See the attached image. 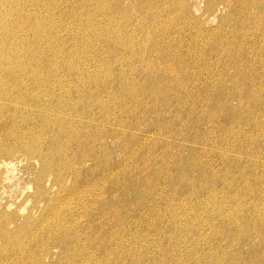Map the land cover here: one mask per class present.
I'll return each mask as SVG.
<instances>
[{
	"label": "rangeland",
	"instance_id": "obj_1",
	"mask_svg": "<svg viewBox=\"0 0 264 264\" xmlns=\"http://www.w3.org/2000/svg\"><path fill=\"white\" fill-rule=\"evenodd\" d=\"M0 8V264H264V0Z\"/></svg>",
	"mask_w": 264,
	"mask_h": 264
},
{
	"label": "bare ground",
	"instance_id": "obj_2",
	"mask_svg": "<svg viewBox=\"0 0 264 264\" xmlns=\"http://www.w3.org/2000/svg\"><path fill=\"white\" fill-rule=\"evenodd\" d=\"M83 2H84V1H83ZM103 4H104V3H103ZM2 6H3V5H1V7H2ZM102 6H103V5H102ZM8 8H9V7H8ZM103 8H104V6H103ZM108 8H109V7H108ZM108 8H107V9H108ZM0 9H1V8H0ZM3 9H4V8H3ZM107 9L105 8V9H103V10H107ZM0 11H1V10H0ZM11 11H12V10H11ZM11 11H10V12H11ZM16 11H17V10H16ZM16 11H15V12H16ZM21 11H22V10H21ZM1 12H2V11H1ZM1 12H0V13H1ZM3 12H4V11H3ZM3 12H2V13H3ZM19 12H20V11H19ZM12 13H13V11H12ZM20 13H21V12H20ZM5 15H6V14H5ZM116 15H117V13H116ZM14 16H15V15H14ZM92 16H93V15H92ZM1 17H2V16H1ZM4 18H5V17H4ZM4 18H3V19H4ZM13 18H14V17H13ZM6 20H7V19H6ZM9 20H10V19H9ZM14 20H15V19H14ZM14 20H13V21H14ZM3 23H4V22H3ZM8 23H9V22H8ZM14 23H16V22H14ZM26 23H27V22H26ZM18 24H19V23H18ZM32 25H33V24H32ZM11 26H12V25H11ZM28 26H29V25H28ZM1 27H2V26H1ZM1 27H0V28H1ZM17 27H18V26H17ZM12 28H13V27H12ZM13 29H14V28H13ZM20 29H21V27H20ZM20 29H18V30H20ZM5 30H7V29H5ZM10 30H12L11 27H10ZM18 30H17V31H18ZM11 32H12V31H11ZM4 33H5V32H4ZM14 33H15V32H14ZM0 34H1V33H0ZM18 34H19V33H18ZM9 35H10V34H9ZM20 35H21V34H20ZM7 37H8V36H7ZM7 37H6V38H7ZM9 37H10V36H9ZM9 37H8V39H9ZM4 38H5V37H3V39H4ZM13 38H14V36H13ZM15 38H16V37H15ZM22 38H23V37H22ZM1 39H2V38H1ZM4 40H5V39H4ZM4 40H3V41H4ZM6 40H7V39H6ZM13 40H14V39H13ZM15 40H16V39H15ZM22 40H23V39H22ZM3 41H2V42H3ZM4 43H6V42L4 41ZM4 45H5V44H4ZM10 45H11V44H10ZM12 45H13V44H12ZM14 45H15V44H14ZM19 46H20V45H19ZM24 46H25V45H24ZM24 46H23V47H24ZM12 47H13V46H11V48H12ZM17 47H18V46H17ZM25 47H26V46H25ZM27 47H28V46H27ZM11 48H10V49H11ZM0 49H1V48H0ZM3 49H4V48H3ZM3 49H2V50H3ZM6 49H7V48H6ZM17 49H18V48H17ZM22 49H23V48H22ZM15 50H16V47H15ZM15 50H14V51H15ZM4 51H5V50H4ZM5 52H6V51H5ZM7 52H8V51H7ZM7 52H6V53H7ZM20 52H21V51H20ZM12 53H13V52H11V54H12ZM17 53H18V52H17ZM18 54H19V53H18ZM3 56H4V55H3ZM6 56H7V55H6ZM19 56H20V55H19ZM33 56H35V55H33ZM9 57H10V56H9ZM38 58H39V57H38ZM38 58L36 57V59H38ZM6 59H7V58H6ZM33 59H34V58H33ZM15 60H16V59H15ZM17 60H18V59H17ZM41 60H43V59H41ZM166 60H167V59H166ZM1 61H2V60H1ZM6 61L9 62V59L6 60ZM6 61H5V62H6ZM20 61H21V59H20ZM37 61H39V60H37ZM12 62H13V61H12ZM12 62H11V63H12ZM167 62H168V61H167ZM9 64H10V62H9ZM167 64H168V63H167ZM7 65H8V64H7ZM12 66H13V65H12ZM21 66H22V65H21ZM2 67H3V66H2ZM4 67H6V65H5ZM10 68H11V67H10ZM3 69H4V68H3ZM4 71H5V70H4ZM9 71H10V70H8V72H9ZM23 71H24V70H23ZM5 72H6V71H5ZM8 72H7V73H8ZM14 72H15V71H14ZM16 72H17V71H16ZM12 73H13V71H12ZM4 75H5V73H4ZM6 75H7V74H6ZM6 75H5V76H6ZM1 78H2V77H1ZM2 79H3V78H2ZM3 80H4V79H3ZM4 82H5V81H4ZM59 85H60V84H59ZM0 86H1V85H0ZM1 87H2V86H1ZM6 87H7V85H6ZM19 87H20V86H19ZM2 88H3V87H2ZM4 88H5V87H4ZM4 88H3V89H4ZM16 88H18V87H16ZM61 88H62V87H61ZM256 88H257V87H256ZM13 89H15V88H13ZM20 89H21V88H20ZM22 89H23V88H22ZM22 89H21V92H22ZM63 89H65V88H63ZM4 90H5V89H4ZM61 90H62V89H60V91H61ZM259 90H260V89H259ZM18 91H19V89H18ZM239 91H240V90H239ZM262 91H263V90H262ZM262 91H261L260 93H262ZM5 92H6V91H5ZM61 92H63V91H61ZM241 92H242V91H241ZM262 94H263V93H262ZM64 95H65V94H64ZM69 96H70V95H69ZM71 97H72V96H71ZM95 97H96V96H95ZM66 99H67V98H66ZM68 99H69V98H68ZM68 99H67V100H68ZM93 99H94V98H93ZM250 99H251V98H250ZM252 99H253V98H252ZM258 99H259V97H258ZM69 100H70V99H69ZM247 100H248V99H247ZM218 102H219V101H218ZM224 102H225V101H224ZM247 102H248V101H247ZM249 102H251V101H249ZM249 102H248V103H249ZM253 102H254V100H253ZM250 105H252V104H250ZM245 108H246V107H245ZM56 112H57V111H56ZM60 113H62V112H60ZM62 115H63V114H62ZM69 116H70V115H69ZM59 117H60V116H59ZM61 117H62V116H61ZM65 118H66V117H65ZM72 118H73V117H72ZM63 120H64V119H63ZM50 121H51V120H50ZM57 121H58V120H57ZM50 123H51V122H50ZM50 123H49V124H50ZM54 123H55V122H54ZM62 123H63V121H62ZM67 123H68V122H67ZM52 124H53V123H52ZM47 125H48V124H47ZM66 125H67V124H66ZM72 125H73V124H72ZM72 125H70V126H72ZM77 126H78V125H77ZM48 127L50 128L49 125H48ZM68 128H69V127H68ZM42 129H43V128H42ZM43 130H45V129H43ZM73 130H74V129H73ZM45 131H46V130H45ZM64 131H65V130H64ZM2 134H3V132H2ZM39 134H40V133H39ZM5 135H6V134H5ZM12 135H13V133H12ZM15 135H16V133H15ZM30 135H31V134H30ZM70 135H71V134H70ZM8 136H9V134H8ZM13 136H14V135H13ZM13 136H12V137H13ZM25 136H26V135H25ZM22 137H23V136H22ZM31 137L33 138V136H31ZM40 137H41V135H40ZM69 137H71V136H69ZM7 138H8V137H7ZM20 138H21V137H20ZM23 138H24V137H23ZM34 138H36V136H35ZM34 138H33L32 140L35 141ZM43 138H44V137H43ZM71 138H72V137H71ZM78 138H79V137H78ZM91 138H92V137H91ZM18 139H19V138H18ZM36 139H37V138H36ZM41 139H42V137H41ZM84 139H85V138H84ZM26 140H27V139H26ZM67 140H68V139H67ZM70 140H72V139H70ZM70 140H69V141H70ZM15 141H18V140H15ZM24 141H25V140H24ZM77 141H78V140H77ZM82 141H84V140H82ZM30 142H31V141H30ZM42 142L44 143V141H42ZM45 142H46V140H45ZM88 142H89V141H88ZM16 143H18V142H16ZM26 143H27V142H26ZM26 143H24V144L26 145ZM32 143H33V142H32ZM37 143H38V142H37ZM40 143H41V142H40ZM80 143H81V142H80ZM28 145H29V144H27V148L29 147ZM35 145L39 147V145H37V144H35ZM43 145H44V144H43ZM41 146H42V145H41ZM67 146H68V145H67ZM84 146H85V145H84ZM87 146H88V144H87ZM30 147H32V146H30ZM45 147H46V144H45ZM47 147H48V146H47ZM17 148H18V146H17ZM42 148H43V146H42ZM95 148H96V147H95ZM95 148H94V150H95ZM7 149H11V148H7ZM20 149H21V148H20ZM25 149H26V148H25ZM34 149H35V148H34ZM34 149H33V150H34ZM49 149H50V148H49ZM38 150H39V149H38ZM16 151H17V150H16ZM27 151H28V149H27ZM27 151H26V152H27ZM29 151H30V150H29ZM29 151H28V152H29ZM35 151H36V149H35ZM18 152H19V151H18ZM26 152H24V153H26ZM41 152H42V151H41ZM50 152H51V151H50ZM68 152H69V151H68ZM12 153H13V152H12ZM12 153H11V154H12ZM14 153H15V152H14ZM21 153H22V152H21ZM31 153H32V151L30 152V154H31ZM66 153H67V152H66ZM204 153H205V152H204ZM16 154H17V153H15L14 156H15ZM28 154H29V153H28ZM49 154H50V153H49ZM20 155H21V154H20ZM23 155H24V154H23ZM26 155H27V154H26ZM16 156H17V155H16ZM29 156H30V155H29ZM31 156H34L36 159L38 158L40 161H44V158H45L44 153H43V154H41V153H37V151H36V153L31 154ZM7 157H8V156H7ZM66 157H67V156H66ZM2 158H3V156H2ZM11 158H12V157H11ZM13 158H14V157H13ZM22 158H23V157H22ZM25 158L27 159L26 156H25ZM26 159H25V162H26ZM64 159H65V158H64ZM18 160H19V159H18ZM34 160H35V159H34ZM69 160H70V159H69ZM94 160H95V159H94ZM32 161H33V158H32ZM35 161H36V160H35ZM37 161H38V160H37ZM55 161H56V160H55ZM58 161H60V160L58 159ZM67 161H68V160H67ZM4 162H5V161H4ZM10 162H11V161H10ZM22 163L24 164V162H22ZM55 163H56V162H55ZM55 163H54V164H55ZM38 164H39V163H38ZM46 164H47V163H46ZM46 164H45V165H46ZM0 165H2V164H0ZM5 165H6V162H5ZM42 165H43V164H42ZM59 165H60V164H59ZM64 165H66V163H65ZM64 165H63V166H64ZM43 166H44V165H43ZM50 166H51V164H50ZM57 166H58V165H57ZM60 166H61V165H60ZM2 167H3V166H2ZM44 167H45V166H44ZM46 167H47V166H46ZM46 167H45V168H46ZM211 167H212V166H211ZM45 168H44V169H45ZM51 168H52V167H51ZM54 168H56V167H54ZM59 168H60V167H59ZM59 168H58V169H59ZM64 168H66V166H64ZM36 170H37V169H36ZM48 170H49V169H48ZM55 170H56V169H55ZM61 170H62V169H61ZM41 171H42V170H41ZM67 171H68V170H67ZM43 172H44V171H43ZM55 172H56V171H55ZM51 173H52V172H51ZM58 173H59V172H58ZM62 173H63V172H62ZM66 173H67V172H66ZM41 174H42V173H41ZM45 175H46V174H45ZM56 175H57V174H56ZM56 175H55V176H56ZM213 175H214V174H213ZM60 176H62V175H60ZM37 177H39V175H38ZM39 179H42L41 176L39 177ZM44 179H46V178L44 177ZM57 179H58V178H57ZM55 180H56V179H55ZM36 182H37V180H36ZM39 182H40V181H39ZM32 183H33V182H32ZM40 183H41V182H40ZM43 183H44V182H43ZM152 183H153V181H152ZM202 183H203V182H202ZM59 184H61V183H59ZM149 184H150V183H149ZM41 186H42V185H41ZM129 187H130V186H129ZM36 188H37V187H36ZM251 188H252V187H251ZM40 189H41V188H40ZM63 190H64V189H63ZM207 190H208V189H207ZM255 190H256V189H255ZM64 191H65V190H64ZM64 191H63V192H64ZM208 191H209V190H208ZM63 192H62V193H63ZM73 192H74V191H73ZM62 193H61V194H62ZM259 193H260V192H259ZM57 194H59V193H57ZM61 194H60V196H61ZM66 194H67V193H66ZM58 198H59V197H58ZM195 198H196V197H195ZM37 199H38V198H37ZM60 199H61V197H60ZM183 199H184V198H183ZM191 199H192V198H191ZM241 199H242V198H241ZM240 201H241V200H240ZM135 202H136V201H135ZM176 202H177V201H176ZM200 202H201V201H200ZM34 203H35V202H34ZM152 203H153V202H152ZM152 203H151V204H152ZM198 203H199V202H198ZM134 204H135V203H134ZM84 205H85V204H84ZM179 205H180V204H179ZM62 206H63V205H62ZM169 206H170V205H169ZM173 206H175V205H173ZM185 206H187V205H185ZM201 206H202V205H201ZM83 207H84V206H83ZM150 207H151V206H150ZM150 207H148V208H150ZM170 207H171V206H170ZM183 207H184V205H183ZM152 208H153V207H152ZM247 208H248V207H247ZM65 209H66V207H65ZM132 209H134V208H132ZM165 209H166V208H165ZM175 209H176V208H175ZM175 209H174V210H175ZM177 209H178V208H177ZM191 209H192V208H191ZM211 209H212V208H211ZM255 209H256V208H255ZM137 210H138V209H137ZM149 210H150V209H149ZM160 210H161V209H160ZM183 210H185V209L183 208ZM187 210H188V208H187ZM61 211H62V210H61ZM61 211H60V213H61ZM172 211H173V210H172ZM175 211H176V210H175ZM206 211H207V210H206ZM210 211H211V210H210ZM57 212H58V210H57ZM191 212H192V211H191ZM208 212H209V211H208ZM152 213H153V212H152ZM154 213H155V212H154ZM168 213H169V212H168ZM173 213H175V212H173ZM194 213H195V212H194ZM201 213H202V212H201ZM57 214H59V213H57ZM175 214H176V213H175ZM177 214H178V212H177ZM188 214H189V213H188ZM195 214H196V213H195ZM71 215H73V214H70V216H71ZM157 215H158V214H157ZM159 215H160V214H159ZM167 215H168V214H167ZM178 215H179V214H178ZM178 215H177V216H178ZM49 216H50V215H49ZM54 216H55V215H54ZM54 216H53V217H54ZM56 216H59V215H56ZM170 216H171V215H170ZM74 217H75V216H74ZM154 217H155V216H154ZM156 217H157V216H156ZM168 217H169V216H168ZM173 217H174V216H173ZM195 217H196V215H195ZM57 218H58V217H57ZM63 218H64V217H63ZM70 218H71V217H70ZM150 218H151V217H150ZM179 218H180V217H179ZM72 219H74V218L72 217ZM173 219H174V218H173ZM175 219H176V218H175ZM66 220H67V219H66ZM152 220H153V219H152ZM159 220H160V219H159ZM196 220H197V219H196ZM243 220H244V218H243ZM51 221H53V220H51ZM59 221H60V220H59ZM61 221H62V220H61ZM162 221H163V219H162ZM172 221H174V220H172ZM200 221H201V220H200ZM64 222H65V220H64ZM242 222H243V221H242ZM35 223H36V222H35ZM60 223H61V222H60ZM116 223H117V222H116ZM176 223H177V222H176ZM178 223H180V222H178ZM30 224L32 225L33 223H30ZM56 224H57V223H56ZM58 224H59V222H58ZM163 224H164V223H163ZM34 225H35V224H34ZM50 225H51V224H50ZM70 225H71V224H70ZM181 225H182V223H181ZM243 225H244V224H243ZM29 226H30V225H29ZM35 226H38V225L36 224ZM61 226H63L62 223H61ZM66 226H67V225H66ZM104 226H105V225H104ZM151 226H152V225H151ZM160 226H161V225H160ZM47 227H49V226H47ZM87 227H88V226H87ZM90 227H91V226H90ZM134 227H135V226H134ZM136 227H137V226H136ZM138 227H140V226H138ZM30 228H31V227H29V229H30ZM43 228H44V227H43ZM56 228H57V227H56ZM60 228H61V227H60ZM92 228H93V227H92ZM97 228H98V227H97ZM131 228H132V227H131ZM140 228H141V227H140ZM153 228H154V226H153ZM19 229H20V228H19ZM45 229H46V228H45ZM63 229H64V228H63ZM154 229H155V228H154ZM5 230H6V229H5ZM60 230H61V229H60ZM60 230H59V231H60ZM86 230H87V229H86ZM100 230H101V229H100ZM102 230H103V229H102ZM102 230H101V231H102ZM140 230H141V229H139V231H140ZM14 231H15V230H14ZM28 231H30V230H28ZM28 231H26V232H28ZM44 231H46V230H44ZM44 231H43V232H44ZM53 231H54V230H53ZM68 231H69V230H68ZM89 231H90V230H89ZM95 231H96V230H95ZM131 231H132V230H131ZM131 231H130V232H131ZM181 231H182V230H181ZM15 232H16V231H15ZM18 232H19V230H18ZM57 232H58V231H57ZM65 232H66V231H65ZM65 232H63V233H65ZM69 232H71V231H69ZM69 232H68V233H69ZM84 232H85V231H84ZM98 232H99V231H98ZM98 232H97V233H98ZM120 232H121V231H120ZM126 232H127V230H126ZM132 232H133V231H132ZM11 233H12V232H11ZM35 233H36V232H35ZM85 233H86V232H85ZM116 233H117V232H116ZM118 233H119V232H118ZM122 233H123V231H122ZM128 233H129V232H128ZM134 233H135V232H134ZM134 233H133V234H134ZM24 234H25V231H24ZM26 234H27V233H26ZM91 234H92V233H91ZM94 234H95V233H94ZM114 234H115V233H114ZM119 234H120V233H119ZM119 234H118V237H119ZM126 234H127V233H126ZM8 235L10 236V234H8ZM27 235H28V234H27ZM27 235H26V237H28ZM59 235H60V234H59ZM61 235H62V234H61ZM78 235H79V234H78ZM100 235H101V234H100ZM109 235H111V237L113 236L112 234H109ZM120 235H121V234H120ZM38 236H39V235H38ZM95 236H96V235H95ZM95 236H94V237H95ZM102 236H103V235H102ZM104 236H105V235H104ZM122 236H123V235H122ZM129 236H130V235H129ZM132 236H133V235H132ZM149 236H150V235H149ZM73 237H74V236H73ZM75 237H77V236H75ZM152 237H153V236H152ZM12 238H13V236H12ZM18 238H19V237H18ZM18 238H17V239H18ZM30 238H31V236H30ZM86 238H87V235H86ZM105 238H106V237H105ZM136 238H139V239H140V237H136ZM8 239H9V237H8ZM14 239H16V238H14ZM20 239H21V238H20ZM20 239H19V240H20ZM72 239H73V238H72ZM76 239H77V238H76ZM107 239H109V238H107ZM129 239H130V238H129ZM10 240H11V239H10ZM86 240H87V239H86ZM99 240H100V239H99ZM101 240H102V239H101ZM105 240H106V239H105ZM110 240H111V239H110ZM115 240H116V239H115ZM124 240H125V239H124ZM126 240H128V238H126ZM133 240H134V239H133ZM182 240H183V239H182ZM35 241H36V240H35ZM70 241H71V240H70ZM76 241H77V240H76ZM87 241H88V240H87ZM89 241H90V240H89ZM91 241H92V240H91ZM96 241H98V240H96ZM118 241H119V240H118ZM118 241H117V242H118ZM122 241H123V239H122ZM137 241H138V240H137ZM14 242H16V241H14ZM20 242H21V241H20ZM20 242H19V244H20ZM79 242H80V240H79ZM114 242H116V241H114ZM124 242H125V241H124ZM131 242H132V241H131ZM28 243H29V242H28ZM83 243H84V242H83ZM91 243H92V242H91ZM95 243H96V242H95ZM103 243H104V241H103ZM125 243H126V242H125ZM129 243H130V242H129ZM29 244H30V243H29ZM31 244H32V243H31ZM104 244H105V243H104ZM108 244H109V242H108ZM110 244H111V243H110ZM119 244H121V243L119 242ZM126 244H127V243H126ZM130 244H131V243H130ZM136 244H137V242H136ZM12 245H13V244H12ZM14 245H15V244H14ZM20 245H21V244H20ZM77 245H78V244H77ZM83 245H84V244H83ZM83 245H82V247H83ZM112 245H113V244H112ZM121 245H123V244H121ZM131 245H132V244H131ZM160 245H161V244H160ZM160 245H159V246H160ZM8 246H9V245H8ZM43 246H44V245H43ZM45 246H46V245H45ZM86 246H87V245H86ZM97 246H98V244H97ZM97 246H96V247H97ZM116 246H118V245L116 244ZM39 247H41V246H39ZM39 247H37V248H39ZM82 247H81V248H82ZM98 247H99V246H98ZM123 247H124V246H123ZM129 247H131V246H129ZM15 248H16V247H15ZM41 248H42V247H41ZM85 248H86V247H85ZM110 248H111V247H110ZM116 248H117V247H116ZM121 248H122V247H121ZM121 248H120V250H121ZM136 248H137V247H136ZM138 248H139V247H138ZM156 248H157V247H156ZM98 249H99V248H98ZM117 249H119V248H117ZM117 249H116V250H117ZM15 250H16V249H15ZM18 250H20V249H18ZM23 250H24V249H23ZM44 250H45V249H44ZM74 250H75V249H74ZM77 250H78V249H77ZM81 250H82V249H81ZM85 250H86V249H85ZM85 250H84V251H85ZM100 250H102V248H101ZM108 250H109V249H108ZM116 250L113 249V252L116 251ZM123 250H124V249H123ZM123 250H122V252H123ZM201 250H202V249H201ZM48 251H49V249H48ZM75 251H76V250H75ZM75 251H74V252H75ZM86 251H87V250H86ZM96 251H97V250H96ZM104 251H105V250H104ZM111 251H112V250H111ZM129 251H131V250H129ZM137 251H138V250H137ZM12 252H13V251H12ZM17 252H20V251H17ZM74 252H72V253L74 254ZM76 252H77V251H76ZM76 252H75V253H76ZM119 252H120V251H119ZM126 252H127V251H126ZM126 252H125V253H126ZM85 253H87V252H85ZM107 253H108V251H107ZM117 253H118V252H117ZM117 253H116V254H117ZM17 254H19V253H17ZM30 254H31V253H30ZM73 254H72V256H74ZM90 254H91V252H90ZM119 254H120V253H119ZM25 255H26V254H25ZM108 255H109V254H108ZM130 255H131V254H130ZM138 255H139V254H138ZM138 255H137V256H138ZM182 255H183V254H182ZM14 256H15V254H14ZM26 256H27V255H26ZM42 256H43V255H42ZM89 256H90V255H89ZM117 256H118V255H117ZM120 256H122V254H121ZM78 257H79V256H78ZM78 257H77V258H78ZM202 257H203V256H202ZM204 257H205V256H204ZM19 258H20V257H19ZM22 258H23V257H22ZM90 258H91V257H90ZM113 258H114V257H113ZM126 258H128V257H126ZM27 259H28V258H27ZM75 259H76V258H75ZM78 259H80V258H78ZM84 259H85V258H84ZM121 259H122V258H121ZM0 260H1V259H0ZM112 260H113V259H112ZM115 261H116V260H115ZM198 261H199V260H198ZM198 261H197V262H198ZM204 261H205V260H204ZM2 262H3V261H2ZM75 262H76V260H75ZM81 262H82V261H81ZM116 262H117V261H116ZM124 262H126V261L124 260ZM0 263H1V262H0ZM13 263H14V262H13ZM90 263H91V262H90ZM100 263H101V262H100ZM118 263H121V262L119 261ZM202 263L204 264V262H202ZM73 264H74V263H73ZM77 264H78V263H77ZM79 264H80V263H79ZM83 264H84V263H83ZM87 264H88V263H87ZM91 264H92V263H91ZM123 264H125V263H123ZM151 264H152V263H151Z\"/></svg>",
	"mask_w": 264,
	"mask_h": 264
}]
</instances>
